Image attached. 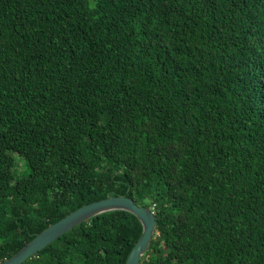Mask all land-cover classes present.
<instances>
[{"label": "trees", "instance_id": "1", "mask_svg": "<svg viewBox=\"0 0 264 264\" xmlns=\"http://www.w3.org/2000/svg\"><path fill=\"white\" fill-rule=\"evenodd\" d=\"M111 196L154 207L141 264H264V0H0V263ZM142 231L24 264H126Z\"/></svg>", "mask_w": 264, "mask_h": 264}, {"label": "water", "instance_id": "2", "mask_svg": "<svg viewBox=\"0 0 264 264\" xmlns=\"http://www.w3.org/2000/svg\"><path fill=\"white\" fill-rule=\"evenodd\" d=\"M114 211L129 212L136 216L142 224L143 231L141 238L129 254L126 261V264H141L152 240L157 234V218L151 209L139 206L133 199L124 196H111L106 199L95 201L70 213L37 235L12 258L5 260L0 264H24L75 227L92 218Z\"/></svg>", "mask_w": 264, "mask_h": 264}, {"label": "rangeland", "instance_id": "3", "mask_svg": "<svg viewBox=\"0 0 264 264\" xmlns=\"http://www.w3.org/2000/svg\"><path fill=\"white\" fill-rule=\"evenodd\" d=\"M89 4L92 6L95 3V0H88Z\"/></svg>", "mask_w": 264, "mask_h": 264}, {"label": "built area", "instance_id": "4", "mask_svg": "<svg viewBox=\"0 0 264 264\" xmlns=\"http://www.w3.org/2000/svg\"><path fill=\"white\" fill-rule=\"evenodd\" d=\"M151 210H152V212H154V213H155L154 207H153Z\"/></svg>", "mask_w": 264, "mask_h": 264}]
</instances>
